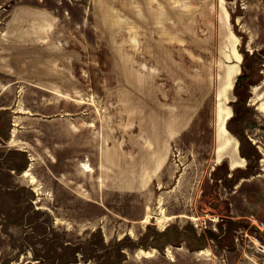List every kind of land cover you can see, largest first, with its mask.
<instances>
[{
	"label": "rangeland",
	"instance_id": "rangeland-1",
	"mask_svg": "<svg viewBox=\"0 0 264 264\" xmlns=\"http://www.w3.org/2000/svg\"><path fill=\"white\" fill-rule=\"evenodd\" d=\"M21 6L51 30L0 58V264H264V0H0L1 56ZM133 69L188 103L158 166Z\"/></svg>",
	"mask_w": 264,
	"mask_h": 264
},
{
	"label": "crops",
	"instance_id": "crops-1",
	"mask_svg": "<svg viewBox=\"0 0 264 264\" xmlns=\"http://www.w3.org/2000/svg\"><path fill=\"white\" fill-rule=\"evenodd\" d=\"M20 10L17 14L18 20H17V26L16 29H19V34L17 36H23L22 39H16V40H10V45L7 42V21L5 23V35L1 39L2 44L4 45L3 50L5 53H3V56L0 55L1 59H4L7 61V58L13 59L16 55L18 58H20L21 53L27 52V42L29 41L28 37H34L35 35L43 36L44 33L41 32H49L51 30V26L43 27L38 25V23L35 22V25H31L29 28L26 27V23H28L27 19L29 17H32L33 19H36V12H31L29 9L25 6L19 7ZM37 21V20H36ZM40 33V34H39ZM34 43H36L33 40H30ZM8 48V49H7ZM7 65V64H6ZM122 70L121 76H125L126 79L123 78V82L119 85V92L120 98L122 103H126L129 100H126L125 97H128L127 94L124 92L126 91H132L135 93V101H132L131 103H135L136 114L141 116L142 118L139 119V122L147 120H152L153 125L149 128H147L148 135H147V142L145 141V144H142L140 140H135L137 144L143 147V150L146 149V154L150 155L152 157V162L158 165H161L162 163H165L166 159L163 162V158L165 155L169 153L170 148L172 147L173 141L177 138L178 135H181V133L186 130L188 123H189V114H188V103L187 102H181L180 98L177 97L176 103L168 106V103H162L161 99L159 101L161 102L160 111L158 110H151L150 106V100L156 99L155 98V87H156V79L154 73L145 74L139 70L133 69L131 72V77L128 76V72ZM118 86V85H117ZM151 87V88H149ZM144 95L148 102L143 103V100L140 99V96ZM149 95H152V99L149 98ZM137 97V98H136ZM172 112L171 117L168 119L165 118L164 115H161L160 113L164 112ZM175 112V116L173 113ZM154 119V120H153ZM157 133V134H156ZM142 150V151H143ZM145 152V151H144ZM162 157V158H161ZM150 166L144 167L145 169H149ZM151 169L153 167H150ZM132 179H129V183H131L132 187L134 186H141V181L138 180V175L140 172V167L134 166L132 168ZM170 218L168 217V220Z\"/></svg>",
	"mask_w": 264,
	"mask_h": 264
},
{
	"label": "built area",
	"instance_id": "built-area-1",
	"mask_svg": "<svg viewBox=\"0 0 264 264\" xmlns=\"http://www.w3.org/2000/svg\"><path fill=\"white\" fill-rule=\"evenodd\" d=\"M250 220L256 228V234L253 235L254 244L259 251L264 252V220L257 218H251Z\"/></svg>",
	"mask_w": 264,
	"mask_h": 264
},
{
	"label": "trees",
	"instance_id": "trees-1",
	"mask_svg": "<svg viewBox=\"0 0 264 264\" xmlns=\"http://www.w3.org/2000/svg\"><path fill=\"white\" fill-rule=\"evenodd\" d=\"M244 76L245 75H241L238 80H237V84H236V87L239 86L241 84V81L244 79ZM225 162V161H224Z\"/></svg>",
	"mask_w": 264,
	"mask_h": 264
},
{
	"label": "bare ground",
	"instance_id": "bare-ground-1",
	"mask_svg": "<svg viewBox=\"0 0 264 264\" xmlns=\"http://www.w3.org/2000/svg\"><path fill=\"white\" fill-rule=\"evenodd\" d=\"M29 173L27 172L26 175H28ZM161 213H159L157 216V221H162L164 218L162 216H160Z\"/></svg>",
	"mask_w": 264,
	"mask_h": 264
},
{
	"label": "water",
	"instance_id": "water-1",
	"mask_svg": "<svg viewBox=\"0 0 264 264\" xmlns=\"http://www.w3.org/2000/svg\"><path fill=\"white\" fill-rule=\"evenodd\" d=\"M154 215H156V211H154Z\"/></svg>",
	"mask_w": 264,
	"mask_h": 264
}]
</instances>
